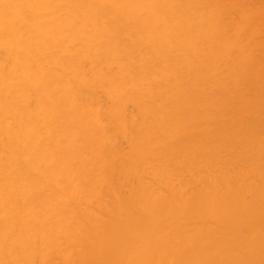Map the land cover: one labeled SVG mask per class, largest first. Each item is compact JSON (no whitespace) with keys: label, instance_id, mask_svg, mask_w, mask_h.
<instances>
[{"label":"bare ground","instance_id":"bare-ground-1","mask_svg":"<svg viewBox=\"0 0 264 264\" xmlns=\"http://www.w3.org/2000/svg\"><path fill=\"white\" fill-rule=\"evenodd\" d=\"M0 264H264V0H0Z\"/></svg>","mask_w":264,"mask_h":264}]
</instances>
